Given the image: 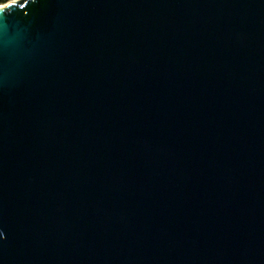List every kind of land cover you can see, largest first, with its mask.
<instances>
[{"label":"water","instance_id":"water-1","mask_svg":"<svg viewBox=\"0 0 264 264\" xmlns=\"http://www.w3.org/2000/svg\"><path fill=\"white\" fill-rule=\"evenodd\" d=\"M0 264H264V0H9Z\"/></svg>","mask_w":264,"mask_h":264},{"label":"trees","instance_id":"trees-1","mask_svg":"<svg viewBox=\"0 0 264 264\" xmlns=\"http://www.w3.org/2000/svg\"><path fill=\"white\" fill-rule=\"evenodd\" d=\"M9 0H0V4L6 3Z\"/></svg>","mask_w":264,"mask_h":264},{"label":"bare ground","instance_id":"bare-ground-1","mask_svg":"<svg viewBox=\"0 0 264 264\" xmlns=\"http://www.w3.org/2000/svg\"><path fill=\"white\" fill-rule=\"evenodd\" d=\"M4 6L3 5H0V9H2Z\"/></svg>","mask_w":264,"mask_h":264},{"label":"clouds","instance_id":"clouds-1","mask_svg":"<svg viewBox=\"0 0 264 264\" xmlns=\"http://www.w3.org/2000/svg\"><path fill=\"white\" fill-rule=\"evenodd\" d=\"M3 237H2V234H0V239H2Z\"/></svg>","mask_w":264,"mask_h":264},{"label":"rangeland","instance_id":"rangeland-1","mask_svg":"<svg viewBox=\"0 0 264 264\" xmlns=\"http://www.w3.org/2000/svg\"><path fill=\"white\" fill-rule=\"evenodd\" d=\"M4 4V3H3ZM0 5H2V4H0Z\"/></svg>","mask_w":264,"mask_h":264}]
</instances>
